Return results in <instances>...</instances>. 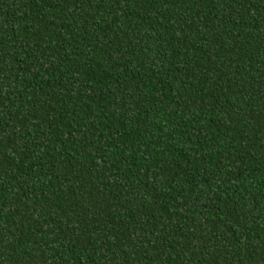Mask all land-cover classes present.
Instances as JSON below:
<instances>
[{
  "label": "trees",
  "instance_id": "1",
  "mask_svg": "<svg viewBox=\"0 0 264 264\" xmlns=\"http://www.w3.org/2000/svg\"><path fill=\"white\" fill-rule=\"evenodd\" d=\"M0 264H264V0H0Z\"/></svg>",
  "mask_w": 264,
  "mask_h": 264
}]
</instances>
